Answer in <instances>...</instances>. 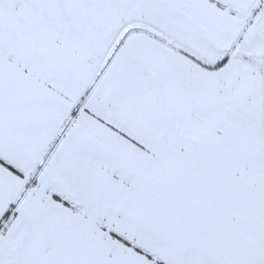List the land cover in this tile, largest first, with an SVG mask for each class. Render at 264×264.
Segmentation results:
<instances>
[{
  "label": "snow or ice",
  "instance_id": "obj_1",
  "mask_svg": "<svg viewBox=\"0 0 264 264\" xmlns=\"http://www.w3.org/2000/svg\"><path fill=\"white\" fill-rule=\"evenodd\" d=\"M0 264H264V0H0Z\"/></svg>",
  "mask_w": 264,
  "mask_h": 264
}]
</instances>
